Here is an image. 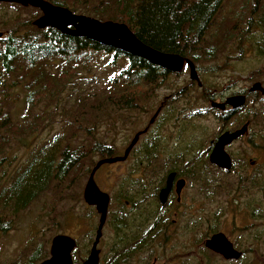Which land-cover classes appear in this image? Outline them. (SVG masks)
Segmentation results:
<instances>
[{
	"label": "rangeland",
	"instance_id": "1",
	"mask_svg": "<svg viewBox=\"0 0 264 264\" xmlns=\"http://www.w3.org/2000/svg\"><path fill=\"white\" fill-rule=\"evenodd\" d=\"M26 8H1L0 16L3 14L4 19L9 20L6 21L8 25H12L10 21L15 16L21 20L31 19L32 23L41 12L34 7ZM263 14L264 0H224L213 25L197 50L200 60H191L202 88L197 86L196 81L190 80L188 68L184 67L178 73L170 72L166 75L152 92L139 95L136 107L124 113V122L116 121L111 129L108 128V122L99 127L96 124V137L112 144L116 155L122 154L134 133L147 127L126 160L104 164L94 174L98 187L110 196L99 246L100 264H149L153 259L159 264H264V192L260 187H251L245 181L239 183L237 179L239 174L241 178L256 175L264 183V133L261 124L255 121L242 138L225 148L233 163L240 162L242 167L234 164L233 170L220 171L208 161L211 140L228 126L218 118L209 101L212 99L220 102L246 90V102L251 107L247 112L249 117H253L252 113L260 110V105L264 104V97L260 93L248 92L254 82H260L264 88V55L261 54L264 53V26L259 25ZM207 49L212 51L211 58L205 57ZM112 56L113 52L109 56L103 53L93 54L90 71H82V79L79 76L73 78L74 81L71 85L68 84L66 92H70V86L82 85L89 77V85L96 87L95 89L105 87V78L125 65V61L118 58V65L109 67ZM21 89V86H17L10 90L7 109L13 120L26 124L28 111L25 109L24 91ZM0 99H3L2 92ZM63 100H66L64 106ZM63 100L61 104L46 100L47 102L33 107L30 116L41 110L50 111L51 116L50 120L45 119V122L37 126L34 134L8 132L13 137L10 138V146L0 154L1 177L10 175L24 163L30 148L22 145L21 140L29 142L30 147H39L55 134H70L67 125L68 119L72 117L67 112L68 106H72L73 102L69 98ZM157 109L158 114L149 125V119ZM245 109L246 105L240 114L242 117L245 116ZM23 116L26 117L23 119ZM74 134L69 136L73 137ZM84 136V131L76 130V135L69 144L76 146ZM86 141L91 142V138ZM150 144L154 146H148ZM152 150L156 152V156L151 162L140 159L142 152L150 153ZM198 155L200 158L194 159ZM177 158L181 160L183 174L188 176L191 162L200 163L199 170L206 179L194 175L188 177L181 204L175 207L170 200L169 205L172 206L167 212L172 218L176 215L172 212L179 208L177 222L171 227L172 231H176L173 239L167 238L165 244L153 241L151 244L154 245L149 250H139L127 260H124V255L112 259L116 247H121L119 240L122 235H126L138 224L141 233L137 240L140 241L149 227V222L141 224L135 220L138 205H128L127 199L118 198L119 192L124 190V185L128 182L125 179L143 181L145 190L143 200L139 203L140 207L143 206V213H152L150 210L155 205L157 212L162 214L165 211L157 204L153 191L157 187L158 192L161 187L158 179L163 171L162 166ZM99 159L94 155V164ZM86 166L87 164H83V167ZM164 166L167 169V165ZM152 169H155V173L150 174ZM139 172L154 175V181L140 177ZM71 174L50 183L48 188L24 208L7 216L11 228L0 231V264H27L32 251L40 247L48 251L51 238L58 233L74 237L78 250L84 246L82 242L93 240L98 216L94 207L86 205L82 198L89 173L76 176L74 181H70ZM184 227L189 229L184 230ZM211 231L223 232L234 247L242 252V257L227 261L206 250L203 239Z\"/></svg>",
	"mask_w": 264,
	"mask_h": 264
},
{
	"label": "trees",
	"instance_id": "2",
	"mask_svg": "<svg viewBox=\"0 0 264 264\" xmlns=\"http://www.w3.org/2000/svg\"><path fill=\"white\" fill-rule=\"evenodd\" d=\"M47 1L100 20L123 22L144 44L159 51L179 54L193 62L199 58L197 50L224 2V0ZM7 7L27 9L15 3L0 2V9ZM6 21L9 20L4 19L2 14L0 16V30H3V36L0 38V92L3 99H0V154L10 146V138L13 137L10 134H34L39 124L45 122V119L50 120V111L41 110L30 116L33 107L46 100L61 104V100L71 99L73 103L72 106H68L67 113L72 119H68L67 126L70 134H75L73 137L69 136L70 134H55L39 147H30L29 142L20 141L22 145L30 148L24 163L10 175L0 176V231L2 232L11 228L7 216L24 208L48 188L50 183L60 181L71 173L70 181H74L76 176L88 174L94 165V155L100 159L115 156L114 146L96 137L97 131L94 133L96 124L98 123L99 127L108 122V128L111 129L116 121L124 122V113L136 107V98L143 93L152 92L170 73L143 58L124 54L84 37L65 35L51 27L39 29L32 25L31 19L21 20L15 16L11 18L12 25L6 24ZM261 24L264 25V18ZM111 52L113 56L109 67L118 65V58L125 61V65L105 78V87L100 90L95 89L96 87L89 85L88 80L91 78L89 77L85 81L82 80V85L70 86V92H66L67 87L77 76L82 79L80 74L82 71H90L92 68L90 59L93 54L103 53L109 56ZM204 54L205 57L211 58L212 51L207 49ZM261 54L264 55L263 52ZM17 86H21V90L24 91V104L28 111L27 117L23 116V119L26 117V124L13 120L11 112L7 109L11 97L10 90ZM65 101L63 100V106ZM245 105L247 109L244 117L247 119L240 115ZM245 105L234 112L230 109L219 111L212 108V110L217 113L221 121L228 124L225 130L236 129L245 122L249 123V130L250 126L258 121L264 133V104L260 105V110L257 109L252 113L253 117L247 116L251 107L248 106V102ZM76 130L84 131L85 136L76 146H71L69 143L75 137ZM89 138L91 142L86 141ZM148 146L153 147L154 144ZM133 150L134 147L130 153ZM155 156L156 152L152 150L150 153L142 152L140 159L151 162ZM199 158L200 155L194 159ZM235 162L232 161V167L234 164L242 167V163ZM83 164L87 166L83 167ZM180 164L181 160L177 158L164 164L167 165V169L166 166H162L163 171L158 179L161 186L167 172L175 170L178 175L182 174ZM150 169L149 167L148 170ZM199 169L200 163L191 162L188 177L194 175L205 180ZM153 173L155 169L150 171V174ZM150 174L144 175L139 172L140 177L144 176L154 181V175ZM241 177L240 174L237 176L239 183L245 181L249 186L260 187L264 192V183L260 176ZM125 180L128 182L124 185V190L119 192L118 198L127 199L135 207L138 205L136 209L138 215L135 218L138 223L149 222V227L140 241L137 240L141 233L138 224L120 238L121 247H116L114 257L122 254L124 260H127L136 251L149 250L154 245L151 244L153 241L165 244L168 236H166L167 232H163V226L172 222L167 215H164L165 213H158L155 205L150 210L152 213H143V206L140 207L139 204L143 200L142 194L145 190L143 181L129 178ZM156 188L153 191L154 197L157 194ZM170 203L168 201L166 205ZM161 231L164 237H161ZM31 257L39 260L44 256L37 253L31 254L29 258Z\"/></svg>",
	"mask_w": 264,
	"mask_h": 264
},
{
	"label": "water",
	"instance_id": "3",
	"mask_svg": "<svg viewBox=\"0 0 264 264\" xmlns=\"http://www.w3.org/2000/svg\"><path fill=\"white\" fill-rule=\"evenodd\" d=\"M5 3H15L23 7H34L40 10L41 14L32 21V25L43 29L51 27L62 34L84 37L103 46H108L114 50H119L130 56H137L157 65L160 68L178 73L187 66L189 78L198 81V75L194 63L186 57L176 53H169L156 50L141 42L132 30L123 22L113 20H99L85 14H78L70 9L55 5L47 0H0ZM3 32L0 31V38ZM261 91L264 88L260 82H254L249 87V92ZM212 108L224 111L229 107L231 111L243 107L246 104V96L242 93L233 94L225 98L224 101H210ZM158 109L149 119L152 123L158 114ZM248 122L233 130H223L215 140L211 141V148L208 154L209 163L223 170L232 168V159L225 148L244 136L248 132ZM147 128L137 131L124 148L121 155L104 157L96 161L91 168L82 191V198L86 205L93 206L97 213V225L94 240L90 252L83 264H98L99 250L97 244L102 236V229L107 219L110 196L102 191L94 180V174L104 164L122 162L127 159L131 149L136 145L139 137L145 133ZM175 171L166 174L164 185L158 190L157 199L161 206H164L169 192L175 185V192L179 195L184 186V179L180 178L174 182ZM75 239L69 235L58 233L51 238L49 247V257L39 262V264H72L71 251L75 247ZM204 246L210 251L221 255L226 260H237L241 257V252L234 248L232 242L223 232H216L208 237ZM154 264V263H152Z\"/></svg>",
	"mask_w": 264,
	"mask_h": 264
},
{
	"label": "flooded vegetation",
	"instance_id": "4",
	"mask_svg": "<svg viewBox=\"0 0 264 264\" xmlns=\"http://www.w3.org/2000/svg\"><path fill=\"white\" fill-rule=\"evenodd\" d=\"M264 18V14H263V16H262V18L261 19H259V25L260 26H264V25H262L261 24V21H262V19ZM185 67H187V66H185ZM183 70V69H182ZM196 72H197V70H196ZM198 75V74H197ZM196 84H197V86L198 87H200V88H202V83L200 82V80H199V76H198V81H196ZM261 86H262V84H261ZM246 90H242L241 92H238V93H235V94H239V93H242V94H244L245 96H246ZM248 92H249V88H248ZM249 93H254V94H257V93H260L261 94V96L262 97H264V93H262L261 91H254V92H249ZM210 95H211V93H210ZM211 97H214V96H212L211 95ZM225 100V99H224ZM223 100V101H224ZM210 101H213L212 99L210 100ZM209 101V102H210ZM215 101V100H214ZM226 108H229V107H226ZM213 109H215V108H213ZM231 110V109H230ZM234 112V111H233ZM156 118V117H155ZM155 120V119H154ZM154 122V121H153ZM152 122V123H153ZM152 123H148L149 125H151ZM147 128V127H146ZM147 131V130H146ZM144 134V133H143ZM243 137V136H242ZM241 137V138H242ZM139 140V139H138ZM213 140H215V139H213ZM213 140H211V141H213ZM237 141V140H236ZM218 169H220V168H218ZM221 170H223V169H221ZM172 171V170H171ZM173 171H175V170H173ZM226 171V170H225ZM170 172V171H169ZM168 173V172H167ZM166 173V174H167ZM175 178H174V182L177 180V179H180V178H182V179H184V181H185V183H184V186L181 188V190H180V193H179V195L178 194H176V192H175V185L173 184V186H172V189H171V191L169 192V194H168V197H167V201H166V203H165V205L164 206H161L159 203H158V199H157V194H156V202H157V204H159V206L160 207H163V210L165 211L164 213V215H167L168 217H169V219H170V221L172 222L171 224H169V225H167V226H163V232L165 231V232H167V235L166 236H168V238H172L173 239V236H174V234H175V232L176 231H172V229H171V227H172V225H174V224H176V222H177V216H178V214H177V211L179 210V208H176L173 212H172V214L174 215V214H176V215H174L173 217H175V218H172L171 216H170V213H168L167 212V209L168 208H170L171 206L169 205H166L167 204V202L168 201H170V200H172V203L174 204V206L175 207H178L180 204H181V202H182V196H183V194H184V189H185V185H186V180H187V178H188V176H186L185 174H180V175H178L177 174V172L175 171ZM166 174H165V176H166ZM164 180H165V178H164ZM163 185H164V182H163ZM162 185V186H163ZM161 186V187H162ZM160 187V188H161ZM159 188V189H160ZM158 193V192H157ZM172 198V199H171ZM171 202V201H170ZM130 204H132V203H129L128 202V205H130ZM91 207H93V206H91ZM104 227V226H103ZM186 229H189V227H184V230H186ZM95 230H96V227H95ZM95 230H94V235H95ZM162 232V231H161ZM163 232H162V236L161 237H164L165 235L163 234ZM185 232V231H184ZM216 232H220V231H211L210 233H209V235H207L204 239H203V246H204V242H205V240L208 238V237H210L212 234H214V233H216ZM61 234H63V233H61ZM66 235H68V234H66ZM94 235H93V240H94ZM70 236V235H69ZM102 236H103V232H102ZM102 236H101V238H100V240H99V242H98V244H97V248H98V250H99V260H98V264H100V255H101V247H99L100 246V243H101V239H102ZM72 237V236H71ZM139 237V236H138ZM227 237V236H226ZM72 238H74V237H72ZM75 239V238H74ZM93 240L92 241H86V242H82V244L84 245L83 247H82V249L80 250H78L77 249V247H78V244H77V241H76V239H75V242H76V245H75V247L72 249V251H71V259H72V264H83V262H84V260L87 258V256H88V254H89V252H90V248H91V246H92V242H93ZM50 242H51V240H50ZM232 242V241H231ZM232 244H233V242H232ZM233 246H234V244H233ZM50 247V246H49ZM204 248L206 249V250H208L210 253H212V254H214V255H217V256H219V257H221V255H219V254H217V253H214V252H212V251H210L209 249H207L205 246H204ZM235 248V247H234ZM235 249H237V248H235ZM136 252H138V251H136ZM135 252V253H136ZM37 253H39V254H43V258L42 259H39V260H37L36 259V257H31V258H29V261H28V264H39V262H41L42 260H44V259H46V258H48L49 257V249H48V251L46 250L45 251V249H43L42 247H40V248H37V249H35V250H33L32 251V253L31 254H37ZM46 253H47V255H46ZM134 253V254H135ZM133 254V255H134ZM114 255H115V252H114ZM122 254H120L119 256H121ZM241 257H242V252H241ZM240 257V258H241ZM114 258V256L112 257V259ZM222 258V257H221ZM239 258V259H240ZM223 259V258H222ZM239 259H237V260H239ZM224 260H226V259H224ZM227 261H231V260H227ZM152 263H154V264H159L158 262H157V260H155V259H153V261L151 262V263H149V264H152ZM113 264H117L116 262H114ZM127 264V263H126ZM161 264H166V263H161Z\"/></svg>",
	"mask_w": 264,
	"mask_h": 264
}]
</instances>
